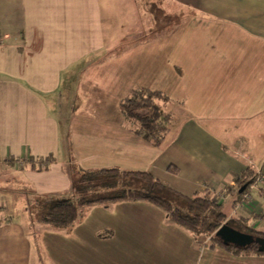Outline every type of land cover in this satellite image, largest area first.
<instances>
[{
	"label": "crops",
	"instance_id": "1",
	"mask_svg": "<svg viewBox=\"0 0 264 264\" xmlns=\"http://www.w3.org/2000/svg\"><path fill=\"white\" fill-rule=\"evenodd\" d=\"M137 88L167 98L159 146L121 111ZM0 164V264H264L146 201L87 206L67 228L18 219L8 202L26 214L45 197L77 202L81 170L149 172L214 200L248 169L264 177V0H0ZM262 186L251 203L229 195L228 218L264 231Z\"/></svg>",
	"mask_w": 264,
	"mask_h": 264
},
{
	"label": "trees",
	"instance_id": "2",
	"mask_svg": "<svg viewBox=\"0 0 264 264\" xmlns=\"http://www.w3.org/2000/svg\"><path fill=\"white\" fill-rule=\"evenodd\" d=\"M166 99V96L160 91L137 88L132 90L130 95L121 103V111L127 122L132 125L137 134L156 146L162 143L168 131L167 120L169 117L160 104L161 100L165 101ZM53 161L54 158L50 156L48 159L41 160L39 167L47 168ZM254 173L255 171L248 169L236 179L237 188L235 192L238 200L242 199L249 185L255 182L256 174ZM115 176L141 179L146 182L147 188H122L118 189L113 195L95 199L82 196L77 202L71 199L45 197L44 200L36 202L33 207L37 211V218L39 221L54 227L67 228L81 218L83 209L87 206L116 201H146L164 210L175 224L190 230L196 235L209 236L213 245L222 246L224 249L235 253L244 252L264 255V252L259 251V245L256 242L243 248L225 245L215 234L225 223L240 231L250 233L254 237H264V231L250 226L246 220L229 219L223 203L206 195H184L170 188L149 172L120 171L117 168L81 170L79 185L85 191L86 188L98 187L99 184H102L104 178ZM154 188H164L182 197L188 205V212L184 213L171 201L152 192Z\"/></svg>",
	"mask_w": 264,
	"mask_h": 264
},
{
	"label": "rangeland",
	"instance_id": "3",
	"mask_svg": "<svg viewBox=\"0 0 264 264\" xmlns=\"http://www.w3.org/2000/svg\"><path fill=\"white\" fill-rule=\"evenodd\" d=\"M129 45L131 46L132 43L131 44H128V43L124 44L122 46V48L123 49L127 48V46L129 47ZM175 103H178V102L177 101H171L170 105L167 108L169 110V112H172V115H173L172 117H170L169 125L175 126L177 124L174 128H172V132H174L180 126V122H179L180 121V113L177 111V105H174ZM67 108H69V107H65L64 106L63 110H67ZM179 108H180V105H179ZM179 111H180V109H179ZM63 116L66 117L65 114L61 115V117H63ZM61 125H62V129H63V131H62V134H63L62 141L64 142L66 140V137H67V132H66V129H65L66 128V122H64V120H63V123H62V121H61ZM237 126L240 127V123H237ZM238 128H236L235 123H232L231 129H229L228 133L226 134V139L229 140L228 143H230V139L232 140V142H239L240 131H239ZM170 135L171 136H169L168 139H167L169 142L171 140H173L172 134H170ZM235 148H237V147H235ZM25 165H26V161H24V160L19 161L16 164V166L18 168H22ZM5 171L6 170H5L4 165L0 164V178H2V176L8 175L10 173V170L9 171L7 170L6 172ZM254 174H256V178H255L254 181L259 183V185L258 184L257 185H252L253 184L252 183V184L249 185L248 189L246 190L245 193H247V194L250 193V196H251V197L249 196L250 198H248L249 200L246 201V202L250 201V203H251V200L253 198L254 199L259 198V194H258L257 190H260V185L264 186V177H263V175L260 172L254 173ZM101 183L102 184H99L98 187L86 188V190L83 191L84 192L83 195L88 197V198L95 199V198H99V197L113 195L118 189H122V188H132V189H135V188H137V189H145V188H147L146 182L141 180V179H138V178H123L121 176L120 177L119 176L118 177L115 176V177H111V178H104V180H102ZM231 187L232 188L234 187V189L230 190L228 193H226V195H225L226 200L231 196V194L237 195V193L235 192V189L237 188V186H231ZM250 189H252V190L250 191ZM152 190H153L152 192H154L155 194H158L159 196L171 201L176 207L180 208L184 213L188 212V205H187L186 201L182 197H180L179 195L171 192L170 190L164 189V188H154ZM244 194H243V196H244ZM221 196L222 195L219 194L217 196L218 198L217 197L215 198V201H218V202H221V203H223V201H226L225 199H222ZM243 196H242V199H240L239 201L240 202L242 201L244 203L245 199H244ZM20 200H21L20 198H17V199H14V200L10 199L8 201L9 205H10L9 206L10 207L9 214H16L15 216L18 215L19 216L18 219L19 218H21V219L24 218V220H27V221L30 220L31 222H33L34 226H38L39 222L43 223V222L39 221V219L37 218V211H33L32 212L30 210V212H31L30 214H26L25 212H22V211H24V209L22 211H19V212L15 211V210L13 211L14 208L23 206V202H21ZM31 200H32L31 202H33V200L35 201L36 199L32 198ZM30 204L31 203L29 201L28 205H30ZM227 205H225L224 210H227L228 212H231V210H229V207ZM34 206H35V202H34ZM252 208H254V207H252ZM31 230H33V229H31ZM31 236H35V234H33V232H32ZM201 238L204 239L205 242H209L210 241L209 239H206L205 237H201Z\"/></svg>",
	"mask_w": 264,
	"mask_h": 264
},
{
	"label": "water",
	"instance_id": "4",
	"mask_svg": "<svg viewBox=\"0 0 264 264\" xmlns=\"http://www.w3.org/2000/svg\"><path fill=\"white\" fill-rule=\"evenodd\" d=\"M215 234L225 245L243 248L256 242L259 245V251L264 252V237H254L252 234L240 231L228 223L223 224Z\"/></svg>",
	"mask_w": 264,
	"mask_h": 264
},
{
	"label": "built area",
	"instance_id": "5",
	"mask_svg": "<svg viewBox=\"0 0 264 264\" xmlns=\"http://www.w3.org/2000/svg\"><path fill=\"white\" fill-rule=\"evenodd\" d=\"M257 184L259 185V183H257V182L255 181L252 185H257ZM251 190H252V189H250V191H251ZM249 196H250V193H249V194L245 193L244 196H243L244 199H245L244 201H248V200H249L248 198L251 197V196H250V197H249Z\"/></svg>",
	"mask_w": 264,
	"mask_h": 264
}]
</instances>
